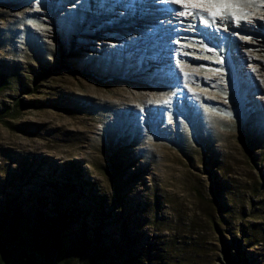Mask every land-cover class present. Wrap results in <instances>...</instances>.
Instances as JSON below:
<instances>
[{"label": "rangeland", "instance_id": "rangeland-1", "mask_svg": "<svg viewBox=\"0 0 264 264\" xmlns=\"http://www.w3.org/2000/svg\"><path fill=\"white\" fill-rule=\"evenodd\" d=\"M141 1L0 0V238L23 205L51 264H264V0Z\"/></svg>", "mask_w": 264, "mask_h": 264}, {"label": "trees", "instance_id": "trees-1", "mask_svg": "<svg viewBox=\"0 0 264 264\" xmlns=\"http://www.w3.org/2000/svg\"><path fill=\"white\" fill-rule=\"evenodd\" d=\"M7 80L4 77L0 78V87L2 88L6 84ZM78 182L71 180L70 177H68L67 180H64L62 182H57V188L59 189V194L62 196V200L64 201V206L69 207L70 203L74 202V198H69L71 195H68V191L77 189L81 190V186L77 185ZM79 187V188H78ZM70 189V190H69ZM67 199V200H66ZM58 208L59 205L57 204ZM11 208H14L12 204H10ZM82 211L86 210L84 209V206H82ZM61 211V210H60ZM81 211V212H82ZM101 214L104 215L107 213V210L102 209ZM18 218H20L21 227L18 226V229L20 233L18 235H15L14 237H3L1 235L0 238V264H51V259L46 257V253H44V247L45 245L48 246V240L49 239H42V241L45 243H40L41 239L39 240H32L34 243H29L28 239H25V235L27 233V230H30L32 227H29V224H32V221L30 220L31 216L30 213L27 212V210L24 208L23 205L19 206L18 210ZM65 214L66 211L63 213L62 211L57 214V218L54 219L53 223L56 224L58 222H63L65 220ZM45 221V219H44ZM33 230V229H32ZM24 233V234H23ZM22 235L19 236V235ZM102 238V237H101ZM68 239H63L62 236H60V239H50V242L52 241L53 249L58 252L68 251L72 248H74V245H70ZM103 241L106 242L105 239ZM112 245L114 247H119L123 244V239H114L111 241ZM233 246L230 244H225L223 247V259L225 264H252V260L249 258V256H246V254L240 250V247H238L237 252H233L232 250ZM103 252V251H101ZM135 253L131 255H120L119 261L121 264H143L139 261H141L139 258L134 256ZM49 257V256H48ZM107 254L104 251L103 255H97L91 257L89 259V263L96 264L97 262H100L101 259L106 258ZM99 258V259H97ZM87 264V261L85 262ZM145 264V263H144ZM149 264H156V262H152Z\"/></svg>", "mask_w": 264, "mask_h": 264}, {"label": "snow or ice", "instance_id": "snow-or-ice-1", "mask_svg": "<svg viewBox=\"0 0 264 264\" xmlns=\"http://www.w3.org/2000/svg\"><path fill=\"white\" fill-rule=\"evenodd\" d=\"M219 7L222 8L224 14L235 15V13L228 11V9L231 7L230 5L224 4V5H220ZM212 15H216V13H212Z\"/></svg>", "mask_w": 264, "mask_h": 264}, {"label": "bare ground", "instance_id": "bare-ground-1", "mask_svg": "<svg viewBox=\"0 0 264 264\" xmlns=\"http://www.w3.org/2000/svg\"><path fill=\"white\" fill-rule=\"evenodd\" d=\"M137 2H142L141 0H136ZM166 0H161V2H164ZM168 1H172V2H176V0H167ZM152 4V1H149L148 5H151ZM142 6H143V3H142ZM145 6V5H144ZM145 8H148V7H145ZM164 12V11H163ZM169 17V16H168ZM171 21V20H170Z\"/></svg>", "mask_w": 264, "mask_h": 264}]
</instances>
